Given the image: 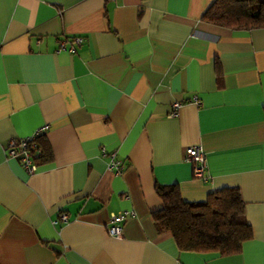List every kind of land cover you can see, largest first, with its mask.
<instances>
[{
    "label": "crops",
    "instance_id": "0c3cea01",
    "mask_svg": "<svg viewBox=\"0 0 264 264\" xmlns=\"http://www.w3.org/2000/svg\"><path fill=\"white\" fill-rule=\"evenodd\" d=\"M212 2L0 0V264H264V28L202 21ZM36 133L49 155L27 174L5 150ZM155 186L188 203L237 188L251 239L234 256L178 252L150 219Z\"/></svg>",
    "mask_w": 264,
    "mask_h": 264
},
{
    "label": "trees",
    "instance_id": "16d2710c",
    "mask_svg": "<svg viewBox=\"0 0 264 264\" xmlns=\"http://www.w3.org/2000/svg\"><path fill=\"white\" fill-rule=\"evenodd\" d=\"M201 20L228 30L264 28V0H213ZM42 137L39 134L33 141V163L48 158ZM154 189L162 206L150 214L153 227L157 235L169 236L178 252L234 256L251 239L237 188H222L196 203L182 201L175 186Z\"/></svg>",
    "mask_w": 264,
    "mask_h": 264
},
{
    "label": "built area",
    "instance_id": "2783aa9c",
    "mask_svg": "<svg viewBox=\"0 0 264 264\" xmlns=\"http://www.w3.org/2000/svg\"><path fill=\"white\" fill-rule=\"evenodd\" d=\"M74 45L78 46L80 44V39L74 38ZM59 50H67L63 44L59 45ZM67 51L73 52V48H69ZM194 104L197 105L195 99ZM178 103H173L170 106V111L168 118H175L177 116V110L179 108ZM40 133H36L30 138L21 139V140H10L7 144L5 153L6 157L10 159H15L18 161L20 167L27 173L31 174L35 170V165L32 162L31 155L35 153L36 146L33 142L35 137ZM100 155L107 158L105 165L106 171L112 173L115 176L122 174L124 166L121 165L118 161L115 160L114 154H106L104 149H100ZM184 161L191 165L192 175L196 180L201 182H206L207 177L205 176V159L203 152L197 147H190L185 150ZM132 213L122 212L114 215H110L109 223L107 226V233L110 237L114 239H120L122 234V225L127 217H131ZM61 224L67 222L65 215H60L58 218ZM57 221H54L53 224H56Z\"/></svg>",
    "mask_w": 264,
    "mask_h": 264
}]
</instances>
